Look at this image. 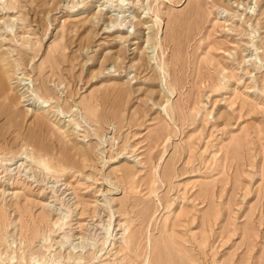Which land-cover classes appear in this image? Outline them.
I'll use <instances>...</instances> for the list:
<instances>
[{
	"label": "rangeland",
	"instance_id": "374dc122",
	"mask_svg": "<svg viewBox=\"0 0 264 264\" xmlns=\"http://www.w3.org/2000/svg\"><path fill=\"white\" fill-rule=\"evenodd\" d=\"M2 68L0 264H264V0H0Z\"/></svg>",
	"mask_w": 264,
	"mask_h": 264
},
{
	"label": "bare ground",
	"instance_id": "6f19581e",
	"mask_svg": "<svg viewBox=\"0 0 264 264\" xmlns=\"http://www.w3.org/2000/svg\"><path fill=\"white\" fill-rule=\"evenodd\" d=\"M214 1H219V0H214ZM216 3V2H215ZM219 4V3H218ZM5 65H8V64H4V66ZM3 66V65H2ZM6 71V70H5ZM5 71L3 70V68L2 69H0V94L1 95H4L5 93V90L7 89V88H5V84H6V86H7V82H4L3 83V78H1V77H3L2 75L5 73ZM7 78V77H6ZM5 79V78H4ZM9 79H10V77H9ZM8 79V80H9ZM7 80V79H6ZM4 84V85H3ZM24 86H26L27 84H23ZM8 90V89H7ZM7 95V94H6ZM6 95H4V96H6ZM11 97V96H10ZM8 98V97H7ZM11 99V98H10ZM24 99V96H22V99L20 98V100L22 101ZM12 100H13V97H12ZM12 100H10V101H12ZM16 100H14V102H15ZM13 102V103H14ZM22 102H24V101H22ZM10 105V104H9ZM7 110V109H6ZM3 114V113H2ZM19 135L20 134H16V136H15V139L14 140H18L19 139ZM21 137V136H20ZM5 144V143H4ZM27 145H25V146H23V148L21 149V150H19L18 152H16L15 153V156H14V158L15 157H17V159H18V161H21L22 159H24V158H22V156H24L25 155V157L27 156V154H28V152H27V147H26ZM8 148V147H7ZM10 148V147H9ZM27 152V153H26ZM11 159V158H10ZM12 161V160H11ZM7 166V165H6ZM7 168V167H6Z\"/></svg>",
	"mask_w": 264,
	"mask_h": 264
}]
</instances>
